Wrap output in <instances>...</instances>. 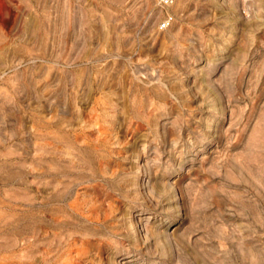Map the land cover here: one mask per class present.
<instances>
[{
    "label": "rangeland",
    "instance_id": "obj_1",
    "mask_svg": "<svg viewBox=\"0 0 264 264\" xmlns=\"http://www.w3.org/2000/svg\"><path fill=\"white\" fill-rule=\"evenodd\" d=\"M0 264H264V0H0Z\"/></svg>",
    "mask_w": 264,
    "mask_h": 264
},
{
    "label": "built area",
    "instance_id": "obj_2",
    "mask_svg": "<svg viewBox=\"0 0 264 264\" xmlns=\"http://www.w3.org/2000/svg\"><path fill=\"white\" fill-rule=\"evenodd\" d=\"M166 2H169V0H165ZM169 24H170V20H169V18H166V19H164L163 21H162V23L160 24V27H162V28H166V27H168L169 26Z\"/></svg>",
    "mask_w": 264,
    "mask_h": 264
}]
</instances>
